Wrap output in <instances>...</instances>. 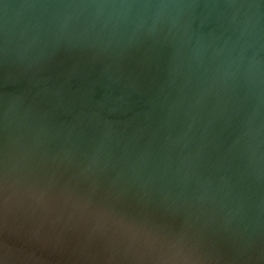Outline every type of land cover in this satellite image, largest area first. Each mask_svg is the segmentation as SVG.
Wrapping results in <instances>:
<instances>
[{
    "label": "water",
    "instance_id": "95a60500",
    "mask_svg": "<svg viewBox=\"0 0 264 264\" xmlns=\"http://www.w3.org/2000/svg\"><path fill=\"white\" fill-rule=\"evenodd\" d=\"M0 264H264V0H0Z\"/></svg>",
    "mask_w": 264,
    "mask_h": 264
}]
</instances>
